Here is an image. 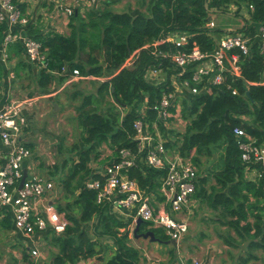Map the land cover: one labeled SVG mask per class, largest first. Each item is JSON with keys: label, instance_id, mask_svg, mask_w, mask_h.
<instances>
[{"label": "trees", "instance_id": "obj_1", "mask_svg": "<svg viewBox=\"0 0 264 264\" xmlns=\"http://www.w3.org/2000/svg\"><path fill=\"white\" fill-rule=\"evenodd\" d=\"M11 1L22 11L26 9L24 2ZM112 2L103 0L102 7L91 10V7H83L82 1L83 9L73 11L66 33L50 31L42 21L34 23L30 20L24 27L26 34L47 49L49 69L58 73L37 71L21 58L14 70L19 75L21 70L28 68L33 76H37L36 82L43 92L55 77L65 83L73 69L83 77L91 76L97 83L96 92L83 96L77 106L84 147L74 148L79 151L78 156L61 179L65 204L58 205L57 210L65 214L69 224L56 237L60 251L54 256L55 264H68L63 256L65 249L72 248L71 259H77V262L97 253L93 250L98 246L95 240L83 243L80 235L83 223L91 224L94 236L113 242L112 253L104 264H137L139 250L129 244V231H120L126 223L109 211L110 202L96 203V191L84 186L86 180L97 177L89 162L92 155H99L96 146L101 143L109 145L114 158L119 156L121 149H127L135 157L133 165L124 172L146 193H160L166 170L147 165L146 150H138L134 122L139 119L152 135L154 124L157 130L169 129L155 107L163 94L174 92L172 76L190 81L192 70L187 67L179 75L182 69L159 53H153L152 43L171 33H185L189 47L194 41L202 51H212L215 39L222 32L206 26L211 20V11L225 12L230 6H236L238 13L242 9L247 13L245 24L238 30L250 37L248 53L240 56L241 76L226 75L223 83L210 85L208 92L203 90V84H196L200 92L190 93L191 96L182 100L181 111L189 115L188 123L183 131L172 132L171 137L164 140V146L168 153L176 152L199 167V155L210 157L217 153L216 166L220 169L214 173L216 185L211 207L216 208L221 217L228 216L223 223L234 235L230 236L227 230L229 237L224 242L230 245L236 238L237 244L246 242L247 260L258 259L260 256L253 252L261 251L264 264L263 181L245 179L244 168L256 164L242 162L232 133L233 128L239 126L256 143L264 142V53L260 52V38L256 36L258 26L264 25V0H146L145 12L134 8L115 12ZM5 29L6 23H0V41ZM214 33L219 36L215 37ZM166 47L160 45L157 50ZM10 48L15 54L22 52L19 42ZM63 66L67 67L65 73H61ZM149 67L161 68L163 79L149 81L146 77ZM234 89L236 94H232ZM104 94L109 95L112 102L100 111ZM170 110L174 112L175 109L171 106ZM8 214L5 213L4 218H9ZM145 225L143 221L139 224L138 233L151 230L156 238L169 239L162 228L146 229ZM48 233L54 235L51 229ZM26 256L23 260H28Z\"/></svg>", "mask_w": 264, "mask_h": 264}, {"label": "built area", "instance_id": "obj_2", "mask_svg": "<svg viewBox=\"0 0 264 264\" xmlns=\"http://www.w3.org/2000/svg\"><path fill=\"white\" fill-rule=\"evenodd\" d=\"M249 8L252 9V5H249ZM60 13L66 19L72 15V9L69 6L59 5L55 9V18H59ZM245 16L247 17V13ZM29 21L28 12H23L11 0H0V23H6L0 41V67L10 61V46L19 42L25 59L37 71L57 74L58 72L49 69L47 49L26 34L24 27ZM206 26L214 28L215 23L210 20ZM256 36L260 38V52L264 53V25L258 26ZM249 42L250 37L236 29L222 32L215 39L216 44L212 51H202L194 41L189 47L188 35L185 33H171L153 41V53H159L182 69L179 75H182L187 67L192 70L190 81L180 80L177 75H173L171 83L174 92L163 94L155 107L164 123L166 124L167 119L176 116V110L172 112L170 107L173 106L172 99L179 85L195 94L200 92L196 84H203V90L208 92L210 85L223 83L226 75H231L233 78L240 77V56L248 53ZM160 45L167 47L157 50ZM66 71L67 67L63 66L61 73ZM159 73H162L161 68L149 67L146 77L149 81L159 82ZM12 74L11 70L9 78ZM77 78L92 77H83L77 69H73L66 82ZM232 94H236L235 89L232 90ZM38 98L40 96L0 100V140L7 147V152L0 155V212L3 215L9 213L15 229L27 236L43 232L47 228L55 235H61L69 222L64 213L59 212L54 204L48 201L47 196L54 188V181L39 175L33 163L25 166L31 151L21 137L28 126L26 111ZM153 127L154 135L139 119L134 122L138 150H146L147 165L166 170L159 191L170 210L180 212L195 192L197 169L178 153H168L157 126L154 124ZM232 133L240 150L242 162L258 166L257 178L263 181L264 191V142L256 143L255 139L239 126L234 127ZM134 157L129 150L121 149L117 158L104 165L103 171L93 170L97 177L85 181V188L96 191V203L108 201L123 207L131 212L134 221L140 218L150 228H162L171 239L180 240L187 232L188 223L185 220L175 219L164 209L157 208L154 205L153 194L140 189L136 180L129 178L124 172V169L133 165ZM25 169L27 174L20 186ZM29 253L31 256H38L37 249H31ZM15 264H34V261L19 258ZM191 264H213V262L210 259L193 258Z\"/></svg>", "mask_w": 264, "mask_h": 264}, {"label": "crops", "instance_id": "obj_3", "mask_svg": "<svg viewBox=\"0 0 264 264\" xmlns=\"http://www.w3.org/2000/svg\"><path fill=\"white\" fill-rule=\"evenodd\" d=\"M102 1L103 0H93L89 2L83 0V7H91L90 8L91 10L98 7H102L103 6ZM112 1L113 2L111 4V7L112 9H114L113 11L115 12L120 11L119 9H117V7H123L126 4V0H112ZM19 2L20 3L24 2L26 4L25 7L26 9L23 10V12H28L29 4L27 0H19ZM47 7L49 6L47 5ZM230 9L233 12L232 11L230 12ZM235 9L236 6L228 7L227 14L235 16L236 23L234 24V26H230L226 30L233 29V27H241L245 23L244 17H246L245 16L246 11L244 10L245 12L243 13L242 12L243 9H242L240 11L241 14H239L237 11H235ZM219 12L220 11H216V12L211 11L210 14L211 20L214 21V15ZM41 18H42L41 15L39 16V18L37 17L34 18L32 16L30 20H33L34 23H37L38 20L41 21ZM47 26L49 29H52L51 26L54 28L53 23L52 24L48 23ZM57 32L63 33V31H59V30H57ZM9 51H10V61L5 66L0 67V100L2 101L14 99V98H8L10 89H12L10 84L12 80L9 78V73L11 72V70L13 71V73H15L13 68L14 66H16L19 58L25 60V56L23 55L22 52H20L18 55L12 52L11 48H9ZM78 80L79 78L74 79L73 81H78ZM71 82L72 81L64 83L62 87L66 86ZM55 94H56L55 92L47 95L45 94L28 95L27 93L23 94L22 97L40 96V98H38L35 101V103L31 106V108L26 111L28 125L30 124V122L34 117L33 111L38 103V100L42 98L54 96ZM167 125L169 124L167 123L165 124L166 128ZM27 128L28 126L24 129L21 139H23V141L27 145L28 144L32 145V143L27 142L28 140L31 139V137L27 134ZM29 149L31 151V148ZM6 152H7V147H5L0 140V155L2 156ZM32 156L33 154L31 152V156L29 160L27 159L25 161V166L30 163H33L39 175L43 176L41 174L39 164L37 163V161L33 160ZM112 159H114V157L112 150L110 149L109 155H107L106 157L101 156L99 158V161L102 162V165L99 164V162H97L95 164L90 163L89 166L92 170L95 169L101 172L103 171L104 165L109 163ZM217 161L218 160H214L213 163H210L209 167L206 168L205 172L201 173L200 176H198V172H197L195 192L191 196L187 205L182 208V211L172 212L169 208V205L164 203V198L160 193L157 194L156 196L153 195L154 205L157 208L164 209L175 219L185 220L188 223L187 232L182 236L180 240L176 241V245H173L172 243L165 244L156 241L153 242L150 241L149 238H135L132 229H134L135 227L136 220L134 221L131 212L123 207H119L115 204H111L109 211L112 212V214L116 217V219L126 223V226L120 228V231H123L124 229H127L129 231V238L132 242V246L137 248L139 250V254L142 255L139 256V260L137 264H191L193 258H199L201 260L210 259L213 262V264H227L229 261L231 263V258H230L231 251L230 253L228 251L230 247L228 246V244L224 242L225 238L228 235L227 233L228 228L227 225L223 223V221L228 220V216L221 217L218 213V210H216V208L211 207V203H212L211 196L214 193L213 187L216 185L214 173L217 172L218 169H220L219 165L216 166ZM212 165L215 167H213ZM45 166H47V164H45ZM257 171H258V166L252 165V167L244 168L243 175L247 180H256ZM45 178L49 180H53V178L50 175ZM53 190L47 196L48 201L52 202V204H54V202L56 203L63 202L65 204V201L62 199L63 193L61 197H59L58 195L54 196ZM81 227L82 228L88 227V229L91 230V225H88L87 223H83ZM145 228L152 229L147 224L145 225ZM48 229L49 228H47L43 232H38L31 236H27L21 233L19 230L15 229L10 215L9 218H4V215L0 212V264H8L12 261L15 260L17 261L19 258L23 259L25 255H27L26 258L28 257V259H32L34 261V264H55L54 256L59 254L60 251V244L56 240V237L60 235H55V234L53 235L52 233H48ZM222 235H224L223 241H222ZM170 239L171 238L169 237L168 240ZM92 240H95L99 246H102V244H108L110 247H113V242L109 238L103 239L93 235ZM100 240H104V241H100ZM31 249H37L38 256H31L29 253ZM71 251L72 248H69V249H65V253L63 252L64 259L68 264H104L105 260L111 255L110 254L108 257H105L103 259V263L99 261V258L103 257L102 252L77 262V259H71Z\"/></svg>", "mask_w": 264, "mask_h": 264}, {"label": "rangeland", "instance_id": "obj_4", "mask_svg": "<svg viewBox=\"0 0 264 264\" xmlns=\"http://www.w3.org/2000/svg\"><path fill=\"white\" fill-rule=\"evenodd\" d=\"M82 1L83 0H27L29 9L31 11L30 12L28 9V17L29 19L32 16L34 18H39V16L41 15V21L47 28L48 23H53L54 28L52 26V29L48 28L50 31L55 30V32H57V30H59L63 31V33H66L68 31V22L71 15L65 19L62 13H60V17L55 18V9L59 5L69 6L71 7L73 13L76 8L83 9L81 4ZM86 1L91 2L93 0ZM145 2L146 0H126V4L123 7H117V9H119V12H121V10L124 11L134 8L145 12ZM47 5L49 7H47ZM227 11L228 8L225 12H219L214 15V23L216 26H214L215 28H213V31H218V33H221L224 32L228 27L234 26V24L236 23V17L227 14ZM231 11L232 10L230 9V12ZM235 11L238 12L237 7ZM242 12L244 13L245 11L243 10ZM245 20L247 19H244V22ZM241 27H233V29L239 30ZM214 34L215 37L221 35H217L216 33ZM13 69L15 70V66ZM163 77L164 74L159 73L158 80L161 81ZM10 78H12V81L10 83L12 89H10L8 98H21L24 93H27L28 95H47L54 92L56 93L54 96L38 100V103L33 111L34 117L27 128V134L31 137V139L27 142L32 143V145H28L31 147L33 160L37 161V163L39 164L41 174L44 177H48L50 175L53 178V195H58L59 197H61L62 193L64 192L61 179L65 174H67L72 161L75 160L78 156L79 151L74 150V148L84 147V144L81 140L83 129L79 123L77 106L80 105L83 96L96 92L97 83L93 82V78H80L78 82L72 81L71 83L62 87L64 83H61L58 78L55 77L46 88L47 90L43 92L36 82L37 76H33L28 71V68L21 70L19 75L13 73ZM176 81L179 84V81L177 79ZM190 93L191 92L188 88L179 85V89L175 92L174 98L172 99L173 108L177 109L176 116L166 121V123L169 124L167 125V128L169 127V129H158V133L163 140H165L167 137H171L172 132L184 130L185 125L188 123L190 117L189 115H184L183 111H181L182 100L187 96H191ZM111 99L112 98L109 95L104 94L103 98L101 99V107L99 110L102 111L104 105L112 102ZM141 110L143 112V108H141ZM169 131L170 136L168 135ZM96 147L98 149L99 155L97 157H94L92 155L89 163L95 164L99 162V164L102 165V162L99 161V158L101 156L106 157L107 155H109L110 147L105 142L97 145ZM171 151L173 152L172 149H169V152ZM216 157L217 153L215 152L210 157L204 154L199 155L201 166L199 167L197 164L195 165L198 176H200L201 173L205 172V169L209 167L210 163H213L214 160H217ZM45 164H47V166H45ZM54 204L56 205H54L56 208L58 205H64L63 202H54ZM87 224L91 225L90 223ZM80 230V235L83 243H85L86 240L93 239L92 232L90 229H88V227L81 228ZM228 231L230 233V236L233 235V231L231 229H229ZM229 235H227L225 240L228 239ZM223 240L224 235H222V241ZM237 241H239L238 238H236V241H233L230 243V245H228L231 248V250L229 248L228 251L229 253L231 251L230 258L232 264H263L261 251H252L253 255L260 257L255 260L250 259V262V260H247V256L249 255V253L246 248V242L237 244ZM129 244L132 245L130 238ZM93 250L95 252L97 251V253L95 254L102 252L103 257L99 258V261H101L102 263L103 259L111 254V247L108 244H102V246L98 245ZM95 254H93L92 256H94ZM15 261H12L8 264H13V262L15 264ZM231 263L229 261L227 264Z\"/></svg>", "mask_w": 264, "mask_h": 264}, {"label": "water", "instance_id": "obj_5", "mask_svg": "<svg viewBox=\"0 0 264 264\" xmlns=\"http://www.w3.org/2000/svg\"><path fill=\"white\" fill-rule=\"evenodd\" d=\"M26 174H27V171L25 169L24 172H23V176H22V178L20 180V186L22 185V183H23V181H24V179L26 177ZM141 222H142V220L140 218L136 219L135 227L133 229V235H134L135 238H149L150 241H153V242L156 241V242L165 243V244L172 243L173 245H176V241L174 239H170V240H165L164 241V240H160V239L156 238L155 235H154V232L151 231V230H148L146 232L138 233V230H139L138 226H139V224Z\"/></svg>", "mask_w": 264, "mask_h": 264}]
</instances>
